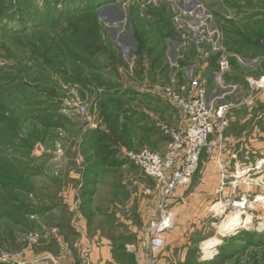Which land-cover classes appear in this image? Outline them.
Listing matches in <instances>:
<instances>
[{"label": "rangeland", "instance_id": "rangeland-1", "mask_svg": "<svg viewBox=\"0 0 264 264\" xmlns=\"http://www.w3.org/2000/svg\"><path fill=\"white\" fill-rule=\"evenodd\" d=\"M95 1L0 0V264H52L46 253L59 258L62 240L78 242L82 221L91 226L96 208L115 202L148 205L149 226L141 227L147 243L160 191L125 152L148 147L162 153L168 143L163 127L183 126L185 117L160 97L157 131L132 127L131 119L141 118L138 108L153 106L130 89L157 94L173 81L177 89L187 86L193 76L207 80L210 99L223 97L233 106L222 148L204 152L181 197L188 198L211 163L210 172L219 174L210 184L212 206H229L177 208L174 226L181 225L186 239L192 230L191 244L174 246L175 233L165 236L156 258L143 248L141 264H264L262 206L243 211L248 224L219 225L234 200L264 196V86L250 85L264 75V0H104L95 14L65 15L103 0ZM223 59L226 84L219 87L213 71ZM250 96L251 103L245 101ZM233 151L238 162L228 158ZM219 154L229 174L223 187L219 165L209 160ZM120 185L127 191L109 192ZM210 236L219 242L209 253L202 240ZM223 245L230 252H222Z\"/></svg>", "mask_w": 264, "mask_h": 264}, {"label": "built area", "instance_id": "built-area-1", "mask_svg": "<svg viewBox=\"0 0 264 264\" xmlns=\"http://www.w3.org/2000/svg\"><path fill=\"white\" fill-rule=\"evenodd\" d=\"M227 68L228 62L223 59L219 67L213 71L219 87L226 84L224 75ZM250 85L252 88L264 86V75L258 81H250ZM158 94L179 108L185 117L184 125L163 127L168 136L167 147L163 153L148 147L125 152V156L132 163L145 175L154 179L160 191L159 217L151 223L149 228L148 258L150 260L156 258L157 254L164 249L165 233L174 225L175 213L169 207L170 200L176 196L179 188L192 182L200 170L204 152L214 147L222 148L225 132L229 126L228 112L233 106L232 103L222 102L223 97L216 96L210 99L208 82L199 76L190 77L188 85L180 89L176 88L173 81L172 84L160 88ZM245 101L251 103L253 97H247ZM220 154L210 156L209 160L219 165L223 187L229 174ZM233 176L239 178L240 172ZM225 204L217 210L229 206L228 202ZM256 204L264 208V196H254L249 199L243 195L234 200L231 207L234 210L244 211L255 208Z\"/></svg>", "mask_w": 264, "mask_h": 264}, {"label": "crops", "instance_id": "crops-1", "mask_svg": "<svg viewBox=\"0 0 264 264\" xmlns=\"http://www.w3.org/2000/svg\"><path fill=\"white\" fill-rule=\"evenodd\" d=\"M228 87L232 88L230 84L228 85ZM121 88L122 87H120V89ZM130 90L136 93V95L139 96L142 95V97L148 96L149 100L152 103V106L154 107L153 108V107L142 106L138 108L136 112L139 113L138 115H140L141 118L131 119L132 127L142 126L146 132L155 133L158 129L157 126H159L157 123L159 113L157 111L159 108L158 106L159 101L162 100L160 98L161 96L158 95V93L156 94L154 92L149 93L145 91H135L134 88ZM231 93L233 94L232 95L233 98H235L236 96L235 92H231ZM154 109H156L157 111L154 112ZM153 117L156 119V122L152 121ZM149 121H152L151 125L146 126V122ZM158 145L162 147L163 143L162 144L160 143ZM160 146H158V148ZM164 151H162V153ZM237 154L238 152L233 151L231 156L228 158L232 159V161L234 159L236 160V162H238L239 160L237 159L238 158ZM225 158H223L224 163H226ZM121 160L123 159L121 158ZM209 164L210 167L208 171H205L202 174L203 176L202 182L200 181L194 183V185L192 186L189 196L187 198L188 202L187 199L181 197V195L184 194L185 191L188 189V187L191 185L181 189L179 188L176 193L177 198L170 200V202L174 200L176 201V204L174 206H169L171 210L174 211L175 213V220H176V209L178 208V210H181L183 208H186L187 205L199 211L202 210L212 211L218 209V207H216L218 206V203L212 206L213 191L211 189L210 184L213 180L214 181L218 180L219 174L215 172V170H213L215 173H211L210 172L211 163ZM127 189L126 187L123 188L122 185H120L111 188L109 192L111 194H113V192L116 194L122 190L127 191ZM154 204H155L154 206L155 208H154V212L152 213L153 216L152 215L151 216L153 219L154 218L157 219L160 213L159 210L157 211V198L155 199ZM147 206L148 205L141 203L139 206L136 207L137 209L136 208L133 209L134 207L131 204H127V203L123 204V203L115 202V203H111L105 209L102 207L101 209L96 208V210L94 211L95 212L94 217L92 219L93 221L91 223L92 228L90 226V223L82 221V225L84 226L83 227L84 231H82L83 237L79 238L78 242H75L74 244H70L62 240L63 250L61 256H59L58 258V256L54 257V255L51 253L50 254L46 253V257H50L52 264L53 261L55 263L57 262L56 264H64L63 263L64 259H67L71 264H134V263L141 264V261L146 259V254H147L146 250H143V248L145 249L149 247V238L146 239L147 243L143 242L145 244V246L143 247V243H142L143 232L141 231V229L149 226V224L146 225L149 222ZM192 222L193 221H191V223ZM175 223L176 222L174 221V225ZM174 225L171 229H169L165 233V236L167 237V240H169V236L175 233L174 241L176 242V245L174 246H177L178 244L180 245L179 247L186 249V245L191 244L189 235L190 233H192V230H188L187 232L188 237L186 239L185 233L180 235V233L178 232L181 225L178 224L176 226ZM88 229H92V232L90 233ZM177 233L179 235H177ZM204 239L202 240L203 242ZM76 250L78 251V254L76 256H73L72 253L74 252L77 253ZM63 251H66L67 252L66 254L68 255L67 256L63 255L64 253ZM172 252L174 253L173 249H171L170 252L168 251L165 252L163 255L166 254L169 255V253ZM161 259H163V257H161ZM201 259L206 260L204 256Z\"/></svg>", "mask_w": 264, "mask_h": 264}, {"label": "bare ground", "instance_id": "bare-ground-1", "mask_svg": "<svg viewBox=\"0 0 264 264\" xmlns=\"http://www.w3.org/2000/svg\"><path fill=\"white\" fill-rule=\"evenodd\" d=\"M242 175H243V173L241 174V176ZM242 214H243V211H241V210H233L227 214H224V216H223L224 218H223L222 222L219 224L220 228L227 229L228 227L234 226L236 224H248L249 219L243 218ZM218 242L219 241L216 237H211V238L205 240L203 242V246L205 248V251L210 253L211 252L210 250L212 249V247L214 245H216ZM204 257L210 258L211 256L208 255V256H204Z\"/></svg>", "mask_w": 264, "mask_h": 264}, {"label": "trees", "instance_id": "trees-1", "mask_svg": "<svg viewBox=\"0 0 264 264\" xmlns=\"http://www.w3.org/2000/svg\"><path fill=\"white\" fill-rule=\"evenodd\" d=\"M96 1H98V0H96ZM95 1V2H96ZM110 1H112V0H105V3L106 2H110ZM104 2V0L103 1H98V3H92V4H87V5H84V3H82V6L80 7V9H78L77 10V8L75 7V8H73V9H67V11L65 12V15L66 14H72V13H74V12H76V11H78V12H81V13H85V12H95V9L97 8V6L98 5H100V3H103ZM84 5V6H83ZM73 6V4L72 5H69V7L68 8H70V7H72ZM26 17H28L27 16V14L28 13H23ZM95 14V13H94ZM26 17H21L22 18V20L21 21H19V23L22 25V24H25V22H26ZM30 17H32V16H30ZM29 22H31V21H29ZM1 32V31H0ZM5 31L4 30H2V33H4ZM253 237H254V240H258V238H259V233H257V232H254L253 233ZM231 246V245H230ZM232 246H235L236 247V245H232ZM229 246H225V245H223V246H221V251L222 252H225V253H227V252H230L229 251ZM237 250V249H236ZM235 251V250H234ZM199 253V252H198ZM195 257L198 259V257H200V256H198V254H195ZM219 257H221V255H217V257L216 258H219ZM200 259V258H199ZM216 260H206V261H200V260H194V263H197V264H212V263H214Z\"/></svg>", "mask_w": 264, "mask_h": 264}, {"label": "water", "instance_id": "water-1", "mask_svg": "<svg viewBox=\"0 0 264 264\" xmlns=\"http://www.w3.org/2000/svg\"><path fill=\"white\" fill-rule=\"evenodd\" d=\"M14 262V261H13ZM15 264H17V262H14Z\"/></svg>", "mask_w": 264, "mask_h": 264}]
</instances>
